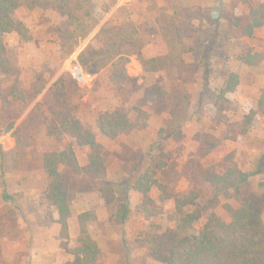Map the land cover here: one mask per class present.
Wrapping results in <instances>:
<instances>
[{"label":"rangeland","instance_id":"obj_1","mask_svg":"<svg viewBox=\"0 0 264 264\" xmlns=\"http://www.w3.org/2000/svg\"><path fill=\"white\" fill-rule=\"evenodd\" d=\"M107 2L95 0L100 23L70 56L61 50L64 17L25 5L15 11L32 40L6 35L14 70H0V92L5 94L0 98V264H75L77 216L88 210L97 214L88 230L101 248V264H161L150 257L142 239L151 230L175 226L180 214L173 199H162L156 186L149 192L153 204L147 211L142 208L143 194L135 185L153 167V157L161 156L167 163L153 175L171 194L198 195L205 213L195 224L196 231L210 213L230 221L225 205L237 209L241 198L264 199V173L251 175L248 182L220 195L204 175L209 167L225 173L233 164L252 172L264 154V113L244 133L245 116L264 88V26L252 37L241 31L249 6L264 0H116L105 11ZM126 21L135 23L143 42L140 54L132 55L127 65L129 78L113 82L107 68H84L78 53L100 26L116 28ZM249 53H261L263 60L248 65L242 58ZM152 57L165 64L147 73L142 59ZM231 73L239 83L222 97ZM60 78L66 94L58 101L53 92ZM15 85L24 98L12 92ZM156 85L164 95L148 101L145 89ZM118 105L146 110L147 126L109 140L96 129V119ZM58 109L70 111L92 129L107 158L104 180L67 171L72 211L68 238L60 235L57 215L46 199L49 181L42 159L47 152L72 147L85 165L88 148L67 136L46 134L52 112ZM4 194L14 199L7 200ZM123 203L129 214L120 222L115 214Z\"/></svg>","mask_w":264,"mask_h":264},{"label":"trees","instance_id":"obj_2","mask_svg":"<svg viewBox=\"0 0 264 264\" xmlns=\"http://www.w3.org/2000/svg\"><path fill=\"white\" fill-rule=\"evenodd\" d=\"M105 3V11L109 4ZM247 1V0H242ZM95 0H0V70L10 73L14 64L8 55L5 42L6 35L16 33L24 42L32 40L27 25L15 17V11L25 5L30 9L40 8L56 11L65 19V26L60 31L62 41L61 50L65 56L72 55L90 34L98 27L100 18L96 14ZM264 26V2L250 5L248 22L241 28L242 34L252 37L255 31ZM143 42L135 23L126 21L116 28L101 25L97 34L78 53L79 63L87 69L107 68L110 81H125L129 78L127 65L134 54H140ZM248 65H258L263 60L261 53H249L243 57ZM143 69L147 73L157 72L164 66V62L157 58L142 59ZM239 83L236 74L229 75L221 96L226 92H233ZM13 93L19 92L17 86L12 88ZM39 92V91H38ZM54 97L60 101L66 94L63 79L56 82ZM164 95L160 86L145 89V98L156 101ZM0 92V98L4 97ZM259 113H264V88L255 108L245 116L244 133ZM51 122L48 123L46 134L49 136H67L82 147L88 148V161L81 165L72 147L53 150L44 154L42 167L49 181L46 199L57 217L54 219L60 225V235L68 238L70 235L69 220L72 211L69 202L71 174L89 177L96 180L107 178V158L104 144L97 140L92 129L85 128L70 111L58 109L52 112ZM149 114L140 106L131 110L124 105L99 113L96 119V129L102 137L115 140L121 135L131 134L135 130L147 126ZM12 125L8 126L9 130ZM231 162V161H230ZM153 167L137 179L135 188L143 194L142 208L148 210L153 204L149 192L152 186L160 190L162 199H173L175 208L180 214L179 222L163 232L151 230L143 237L144 246L148 254L161 264H264V199L244 197L240 199V207L232 208L225 205L230 214V221H225L214 213L207 216V220L199 231L195 224L205 210L201 207L196 193L185 195L171 194L168 187L160 183L153 174L166 167V161L160 157L152 158ZM152 170V174L150 173ZM264 173V154L257 167L252 172L241 170L233 164L225 173H219L214 168L204 171L206 180L213 186L217 195L224 194L239 184L248 182L251 175ZM104 195L108 196V190ZM7 200H13L11 195L4 194ZM129 214L127 203L120 205L115 214L116 220L123 222ZM97 219L94 210L81 212L77 216L78 237L72 249L75 264H101V248L91 236L88 224Z\"/></svg>","mask_w":264,"mask_h":264}]
</instances>
